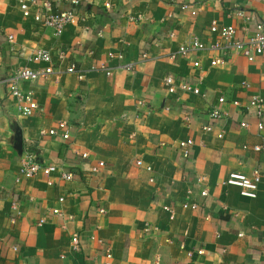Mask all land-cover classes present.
<instances>
[{
    "label": "crops",
    "instance_id": "obj_1",
    "mask_svg": "<svg viewBox=\"0 0 264 264\" xmlns=\"http://www.w3.org/2000/svg\"><path fill=\"white\" fill-rule=\"evenodd\" d=\"M50 2L53 10L61 7ZM108 2L110 10L101 1L85 7L80 24L57 34L34 24L33 9L24 18L19 0H0V264H264V179L253 200L225 185L231 173L264 168V129L257 131L248 108L253 95L264 102V55L249 63L232 53L223 65H209L222 57L210 49L217 37L209 32L212 22L248 37L257 22L264 25V2ZM183 4L196 14L181 11ZM190 38L207 50L183 58L178 51ZM37 51L50 63L36 59ZM71 64L76 73L66 74ZM48 67L52 74L18 83L40 108L19 116L3 81L21 68ZM166 76L191 82L203 96L171 99ZM221 97L227 116L212 123L209 113ZM241 121L249 127L240 129ZM62 122L67 141L41 135ZM206 124L212 131L202 130ZM17 127L21 155L13 148ZM188 141L184 159L179 143ZM27 151L75 179L53 174L16 183ZM97 162L105 168L90 176ZM197 177L205 180L197 184ZM19 196L20 216L11 225ZM191 204L194 210L184 207Z\"/></svg>",
    "mask_w": 264,
    "mask_h": 264
},
{
    "label": "built area",
    "instance_id": "obj_2",
    "mask_svg": "<svg viewBox=\"0 0 264 264\" xmlns=\"http://www.w3.org/2000/svg\"><path fill=\"white\" fill-rule=\"evenodd\" d=\"M58 4L61 5L60 8L56 10L52 9V4L50 0H19L21 4L22 16L24 18H29L31 15V9H33L32 20L35 25L39 28H47L54 30L55 33L59 34L62 32L65 26L80 24L83 21L82 16L78 13L84 8L89 7L95 1L103 2L105 9L110 10L111 5L108 0H57ZM256 2H264V0H253ZM181 11H189L190 8L188 5L183 4L180 7ZM192 15L196 14V10H190ZM242 17V14H237ZM133 20V18H131ZM209 32L212 35H217L213 40L211 45V50L218 51L222 57L217 59H212L209 61L210 66H219L224 64L225 58L230 54H238L249 63L254 62L256 57L264 55V25L262 22H257L253 33L248 37L238 38L236 36V30L232 26H226L218 28L215 22H212ZM11 39V37H9ZM207 50L206 45L203 42H200L196 38L188 39L184 45L178 51V54L183 58H189L192 54L201 53ZM34 57L42 62L50 63L51 59L48 53L45 51H37ZM172 58L175 55L171 56ZM201 62L195 61L192 63L194 68H199ZM66 74H75L76 67L74 64H71L67 67ZM52 74V67H48L45 70L38 72L30 70L27 68H21L8 76L3 82L7 88L9 96L13 99L16 111L19 116L28 117L32 116L35 112L39 111V106L32 100L31 92H23L19 87V82H35L41 77ZM78 79L82 80L83 76L78 74ZM163 88L165 94L171 99L178 100L179 97L185 94H191L193 96H203L200 89L191 84V82L178 81L172 76H166L163 80ZM226 101L224 98H218L216 105L211 109L209 113V119L212 123L218 122L227 115L219 109L218 106L225 104ZM141 105V103H139ZM232 105L237 107L236 102H232ZM248 108L254 110V116L256 119V129L258 132H261L264 129V102L258 95H253L249 98ZM184 119L189 120L188 117ZM240 129H247L249 124L245 121H241L238 124ZM212 124H206L203 126L202 130L204 132L212 131ZM42 136H47L49 138L58 139L61 141H67L70 138L69 126L67 123H59L54 129H51L47 132H41ZM223 134H218V139H221ZM192 142H180L179 149L182 152L184 159L189 158L190 148ZM246 148V147H244ZM255 152L260 150L259 147H254L252 149ZM82 159H87L88 155L86 153L80 154ZM137 167H142V162H136ZM105 168L103 162H97L92 165L86 172L90 176L98 175L101 170ZM148 172L151 171V167H147ZM53 174H56L59 179L63 182L73 181L76 175L72 172L66 171L63 168L56 166H45L38 162L37 156L33 151H27L24 155L22 161V167L16 178V183H19L22 180H29L35 178L36 176L42 175L44 177H49ZM264 179V168H255L251 171L250 175H244L240 173H231L228 175L225 185L235 187L239 190V195L246 199H255L257 196L258 186L261 180ZM205 180L204 177H197L196 183L200 184ZM48 185H51V182L48 181ZM202 197H206V191L200 193ZM16 197L14 203L11 205L12 215L9 217V223L14 225L17 222L18 217L20 216L18 208L20 204V198ZM190 207L195 209L196 205H185L184 207ZM53 215H59L57 210L52 212ZM42 223V221L40 222ZM72 249L74 251H79V241L77 236H73L71 239ZM15 250V248H14ZM201 255L203 252L199 250L197 252Z\"/></svg>",
    "mask_w": 264,
    "mask_h": 264
},
{
    "label": "water",
    "instance_id": "obj_3",
    "mask_svg": "<svg viewBox=\"0 0 264 264\" xmlns=\"http://www.w3.org/2000/svg\"><path fill=\"white\" fill-rule=\"evenodd\" d=\"M13 148L19 155L22 154V149H23L22 134L18 127L15 129Z\"/></svg>",
    "mask_w": 264,
    "mask_h": 264
}]
</instances>
